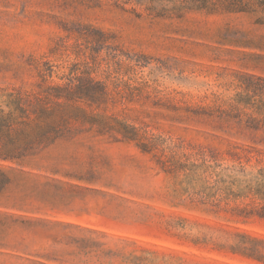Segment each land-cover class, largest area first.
I'll return each mask as SVG.
<instances>
[{
    "label": "rangeland",
    "instance_id": "1",
    "mask_svg": "<svg viewBox=\"0 0 264 264\" xmlns=\"http://www.w3.org/2000/svg\"><path fill=\"white\" fill-rule=\"evenodd\" d=\"M205 2L0 0V90L78 66L107 91L72 134L0 160V264H264V217L190 200L191 164L227 174L232 145L264 147L244 129L264 122V0Z\"/></svg>",
    "mask_w": 264,
    "mask_h": 264
},
{
    "label": "trees",
    "instance_id": "2",
    "mask_svg": "<svg viewBox=\"0 0 264 264\" xmlns=\"http://www.w3.org/2000/svg\"><path fill=\"white\" fill-rule=\"evenodd\" d=\"M160 1V0H149ZM188 8L207 7L205 0H181ZM37 90L12 89L0 90V160L21 164L29 157L45 150L58 139L73 133V123L82 119L91 121L92 116L80 105H99L107 95L106 86L93 81L85 68L76 66L63 84H38ZM126 127V126H124ZM253 134L261 131L264 135V122L249 118L244 126ZM123 136L136 139L134 129L126 130ZM145 149L146 144L140 142ZM236 161L230 172L220 174L211 171V165L202 161L191 164L189 172L198 180H203L190 196L191 201H198L207 212L220 210L233 215L264 217V204H234L231 202L245 197H259L264 201V167L250 179H242L246 162L255 158H264V147L253 145H232L227 149ZM260 176V177H257ZM4 173L0 167V187ZM213 177V179H209ZM262 177V178H261ZM232 249H235L232 247ZM254 254L255 252H250Z\"/></svg>",
    "mask_w": 264,
    "mask_h": 264
}]
</instances>
